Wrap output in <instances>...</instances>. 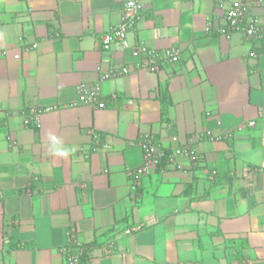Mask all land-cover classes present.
Listing matches in <instances>:
<instances>
[{"label": "crops", "instance_id": "obj_1", "mask_svg": "<svg viewBox=\"0 0 264 264\" xmlns=\"http://www.w3.org/2000/svg\"><path fill=\"white\" fill-rule=\"evenodd\" d=\"M124 1L0 0V264H264V41L217 31L231 0H140L128 46L103 47ZM138 44L179 60L151 72ZM97 65L128 72L99 82ZM81 83L103 108L71 105ZM143 133L197 161L161 160L131 188Z\"/></svg>", "mask_w": 264, "mask_h": 264}, {"label": "built area", "instance_id": "obj_2", "mask_svg": "<svg viewBox=\"0 0 264 264\" xmlns=\"http://www.w3.org/2000/svg\"><path fill=\"white\" fill-rule=\"evenodd\" d=\"M141 9L142 4L140 0H125L121 11L120 21L116 25L111 26L101 37L103 47H108L112 43H115L119 48L127 47V33L140 18ZM225 21L226 23L224 26L217 29L221 34L230 36L233 32H240L247 39L264 41V21L261 17L250 14V6L247 0H231L225 14ZM211 26L210 23L206 25L208 31L211 30ZM32 46L35 47L36 44H33ZM132 54L134 56L142 57L143 60L139 65L151 72H155L159 68V59H165L171 63L176 62L179 60L180 50L176 47H168L163 51L158 52L153 48L147 47L145 44H138L132 48ZM96 70L99 73V82L128 72L127 67L103 70L98 65L96 66ZM76 90L77 96L71 103L72 106L78 104H87L96 108H103L105 106L100 83H96L93 87L81 83L77 86ZM51 108L52 107H43L21 110L20 114L23 118L24 125L30 128L33 127L38 123L40 113L42 111H49ZM259 114L264 115V106L260 107ZM254 124L255 121L253 120L249 122V125ZM205 135L211 136V132L207 131ZM212 137L214 139H220L219 136ZM94 138H97V136L94 135ZM139 146L142 152V161L140 165L127 171V174L130 177L131 188L133 189L137 188L140 184L141 178L144 175L149 174L165 156L167 162L174 165H178V156H188L192 162L197 161L196 152L189 145L175 147L166 153L165 149L154 139V136L151 133H143L141 135ZM216 173V170L211 171L212 176L216 175ZM136 228H138V226ZM130 232V229L125 231V233ZM67 241L68 243H77L75 229L73 227L67 232ZM66 264H79L78 256L73 254L67 255ZM84 264L93 263L90 260H87Z\"/></svg>", "mask_w": 264, "mask_h": 264}, {"label": "trees", "instance_id": "obj_3", "mask_svg": "<svg viewBox=\"0 0 264 264\" xmlns=\"http://www.w3.org/2000/svg\"><path fill=\"white\" fill-rule=\"evenodd\" d=\"M169 150H165V152L167 153ZM166 160V156L162 159V160ZM78 261L79 264H84L87 261V258L84 256V254L82 253L81 255L78 256Z\"/></svg>", "mask_w": 264, "mask_h": 264}]
</instances>
